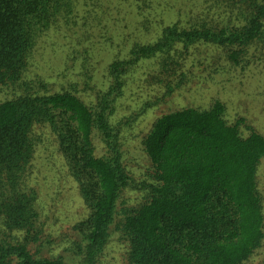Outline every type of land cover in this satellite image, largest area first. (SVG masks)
<instances>
[{"label": "trees", "instance_id": "1", "mask_svg": "<svg viewBox=\"0 0 264 264\" xmlns=\"http://www.w3.org/2000/svg\"><path fill=\"white\" fill-rule=\"evenodd\" d=\"M124 15L135 28L121 27ZM204 49L233 67H264V0H0V220L17 240L0 239V264H97L113 228L129 245V264H246L254 256L264 241V136L244 118L228 123L220 101L155 121L143 140L154 168L148 195L119 212L132 180L115 116L131 75L154 70L173 94ZM41 128L58 137L90 211L69 261L30 249L42 229L37 192L22 191V182Z\"/></svg>", "mask_w": 264, "mask_h": 264}, {"label": "rangeland", "instance_id": "2", "mask_svg": "<svg viewBox=\"0 0 264 264\" xmlns=\"http://www.w3.org/2000/svg\"><path fill=\"white\" fill-rule=\"evenodd\" d=\"M171 12L176 13L175 10ZM164 18L170 19L167 15ZM135 25L131 18L123 16L121 27L133 29ZM151 30L156 34L159 27L152 25ZM152 39L153 35L147 37V41ZM211 53L204 49L199 52L202 57L196 54L190 59L186 64L185 83L170 95L154 70L141 66L131 75L126 95L115 116V124L121 129L123 164L132 180L119 203L120 213L124 208L137 207L145 202L146 186L152 183L154 168L145 154L143 140L155 121L165 113L189 107L207 110L215 101H220L226 106L228 123L234 124L244 118L264 136V67L258 63L245 68L233 67L222 52ZM241 132L244 136L249 134L245 127ZM36 133L37 151L22 182V191L34 189L37 192L38 227L42 229L39 242L31 244L30 249L36 258L69 261L79 255L76 226L88 219L90 211L78 182L70 174L58 137L48 128L38 129ZM94 146L97 156L105 155V146L96 133ZM257 180L264 210V160ZM3 225L0 220V239H7L4 234L11 237L14 232H6ZM113 229L110 243L97 264H129V245ZM13 237L10 241H17ZM246 264H264V241Z\"/></svg>", "mask_w": 264, "mask_h": 264}]
</instances>
